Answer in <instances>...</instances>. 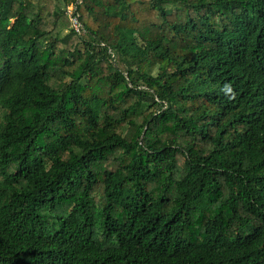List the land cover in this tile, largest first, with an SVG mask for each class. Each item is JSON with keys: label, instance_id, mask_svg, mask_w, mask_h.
<instances>
[{"label": "trees", "instance_id": "1", "mask_svg": "<svg viewBox=\"0 0 264 264\" xmlns=\"http://www.w3.org/2000/svg\"><path fill=\"white\" fill-rule=\"evenodd\" d=\"M0 264H264V0H0Z\"/></svg>", "mask_w": 264, "mask_h": 264}, {"label": "built area", "instance_id": "2", "mask_svg": "<svg viewBox=\"0 0 264 264\" xmlns=\"http://www.w3.org/2000/svg\"><path fill=\"white\" fill-rule=\"evenodd\" d=\"M66 14L70 16L71 22H72V27L80 32L81 31V24L78 20V14L76 13V6L75 5H69L66 8Z\"/></svg>", "mask_w": 264, "mask_h": 264}]
</instances>
